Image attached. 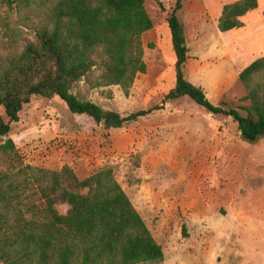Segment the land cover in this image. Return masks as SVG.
Listing matches in <instances>:
<instances>
[{
    "label": "rangeland",
    "instance_id": "1",
    "mask_svg": "<svg viewBox=\"0 0 264 264\" xmlns=\"http://www.w3.org/2000/svg\"><path fill=\"white\" fill-rule=\"evenodd\" d=\"M176 1L147 0L153 21L142 35L147 71L129 95L118 85L90 88L82 81L74 88L122 115L158 109L105 129L58 96H34L11 123L10 137L23 165H69L81 179L111 167L162 246L164 264H264V136L246 142L232 117L214 115L188 96L163 102L176 82L167 23ZM233 1L182 0L178 14L190 50L185 77L212 103L238 107L248 104L239 73L264 55V0L242 17L243 26L222 32L219 16ZM39 20L0 6V59L33 40ZM8 165L0 160V168ZM55 199L67 214L70 205Z\"/></svg>",
    "mask_w": 264,
    "mask_h": 264
},
{
    "label": "trees",
    "instance_id": "2",
    "mask_svg": "<svg viewBox=\"0 0 264 264\" xmlns=\"http://www.w3.org/2000/svg\"><path fill=\"white\" fill-rule=\"evenodd\" d=\"M147 0H0L19 14L40 18L33 40L0 59V263L3 264H164L165 255L111 167L81 179L73 168L23 165L11 123L34 96H58L72 113L86 114L105 129L122 127L158 109L122 115L80 97L74 88L118 85L129 95L139 73L147 71L144 32L153 27ZM182 0L167 16L176 57L174 87L163 102L188 96L208 112L232 117L243 140L264 136V55L239 73L247 105L212 103L201 86L189 81ZM259 0L223 5L218 28L243 26L242 17ZM98 72V73H96ZM70 205L60 213L55 197Z\"/></svg>",
    "mask_w": 264,
    "mask_h": 264
}]
</instances>
